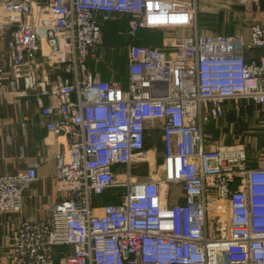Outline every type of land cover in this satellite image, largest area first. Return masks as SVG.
Wrapping results in <instances>:
<instances>
[{
    "label": "built area",
    "instance_id": "1",
    "mask_svg": "<svg viewBox=\"0 0 264 264\" xmlns=\"http://www.w3.org/2000/svg\"><path fill=\"white\" fill-rule=\"evenodd\" d=\"M0 11V29L10 31L0 91L7 81L17 96L46 97V130L69 141L54 174L64 196L46 218L20 224L4 264H55L56 248L68 249L58 264H264V163L250 167L240 142L208 149L204 131L229 101L264 116L260 25L247 41L194 34L171 40L169 51L129 46L124 88L89 72L102 24L128 17L131 38L194 30L195 0H0ZM255 50L259 60L247 61ZM154 129L162 164L135 179ZM35 180V165L0 177V214H20ZM113 190L121 192L112 203L98 202Z\"/></svg>",
    "mask_w": 264,
    "mask_h": 264
},
{
    "label": "crops",
    "instance_id": "2",
    "mask_svg": "<svg viewBox=\"0 0 264 264\" xmlns=\"http://www.w3.org/2000/svg\"><path fill=\"white\" fill-rule=\"evenodd\" d=\"M196 29L185 31H148L140 30L134 38L127 36L128 17L116 16L114 20L103 23L101 27V41L97 52V62H89L88 68L91 74L98 75L102 81H115L121 83L125 88L127 84V49L129 46H145L162 51H169L171 40L179 36H192L194 34H221L227 36L238 35L245 41L249 38V28L258 24L264 29V0L257 5H243L238 0H195ZM5 17L0 11V25ZM150 35L151 39L144 40L140 34ZM10 31L0 29V65L7 67L8 60L4 50V43L9 38ZM122 47V50L119 49ZM119 49V50H118ZM122 54V63H126V69L117 74V62L115 55ZM247 61H258L260 53L258 50L245 54ZM40 61V57H38ZM122 64V65H123ZM47 70L51 77L56 72ZM48 104L46 97H36L30 93L27 97L15 95L8 87L7 81L0 91V177L16 175L27 170L31 165L36 166V180L32 183L30 190L24 197V208L20 214H0V264H4L3 257L9 250V245L15 231L25 220L44 219L50 210L64 196L56 186L54 174L56 171L59 153L66 149L69 141L65 135H54L46 130V119L41 115V107ZM246 108L241 109L242 117L246 116L248 124L255 126L256 109L253 104L244 102ZM233 107L226 104V112ZM235 110L229 114V119L213 121V129L207 128L209 144L212 149L217 144H232L239 142L241 133H247L245 124L237 122L238 115ZM255 115V116H254ZM259 115L257 114V117ZM261 118L264 123V116ZM58 120V119H55ZM246 122V121H244ZM259 125V134L264 135V124ZM247 127V129H246ZM242 131L240 134L239 132ZM212 132V133H211ZM10 139L7 143L6 140ZM264 139V137H263ZM254 142L248 138L247 155L250 167L255 168L263 163L256 162L264 160V145L257 149L252 147ZM244 144V143H243ZM260 147V146H259ZM161 151V142L159 141ZM258 150V151H257ZM257 151V152H256ZM56 252L55 264L59 262V253L67 252V248H60Z\"/></svg>",
    "mask_w": 264,
    "mask_h": 264
},
{
    "label": "rangeland",
    "instance_id": "3",
    "mask_svg": "<svg viewBox=\"0 0 264 264\" xmlns=\"http://www.w3.org/2000/svg\"><path fill=\"white\" fill-rule=\"evenodd\" d=\"M140 37L143 38L144 40H148L147 38L151 39L150 35H147V38H146L144 32L140 34ZM119 49L122 50V47H120ZM116 53L117 54L115 55V57H116V62H117V74H118L121 69L123 71L126 69V63H124V64L122 63V54L123 53L122 54L118 53V51ZM244 102H246V101H237V102L229 101L228 106L233 107V109H231V108L228 109V111L225 113V116L222 119V121L225 120V122H226L230 117L229 113L232 110H235L234 112H236V115L239 116L237 121H235V122H237L240 125L245 124L247 127H249L248 131L250 130V132H247V133H241L242 131H240L239 134L241 133V138L237 141H239L240 143H244L245 145H247L249 147L250 144H248L247 141H248V138H251V140L254 141L251 143V146L253 148L257 147V149L259 150V148H261L264 145V139H263L264 135L259 134V130H258L259 125L261 123H263L262 120H260L261 118H258V117L259 116L262 117V115H259L257 117V114H255L256 118H257L256 124H255V126H250L248 124L249 121H248V119H246V116L242 117V115H240L241 109L246 108L245 106H243ZM248 104L250 105V103H248ZM244 121H246V122H244ZM213 126H214L213 122H210L208 125H206L204 127V131L208 132V131H206L207 128H209V130H212ZM247 127H246V129H247ZM159 141H160V131L158 129L151 130L147 133L145 154L142 157L140 162L134 164V167L132 169V176L135 179L147 180L150 177L154 176L158 172V168L162 164V154H161V151L159 148ZM258 157H259V154L257 155V160L255 159V161L264 163V160L263 159L258 160ZM120 192H121V190H113V191L109 192V194H106L105 196L98 198L97 200L100 204H103L101 202L102 198H104V197L109 198L111 195L117 194ZM178 192L179 191H177V193ZM59 249L60 248H56L55 250L59 252L60 251Z\"/></svg>",
    "mask_w": 264,
    "mask_h": 264
},
{
    "label": "trees",
    "instance_id": "4",
    "mask_svg": "<svg viewBox=\"0 0 264 264\" xmlns=\"http://www.w3.org/2000/svg\"><path fill=\"white\" fill-rule=\"evenodd\" d=\"M146 147V146H145ZM100 201V200H99ZM101 202L103 203V204H110V203H112V199H111V196L108 198V197H104V198H102L101 199Z\"/></svg>",
    "mask_w": 264,
    "mask_h": 264
}]
</instances>
